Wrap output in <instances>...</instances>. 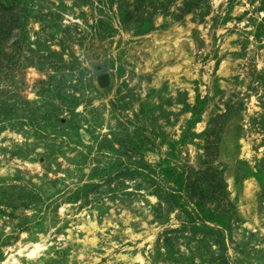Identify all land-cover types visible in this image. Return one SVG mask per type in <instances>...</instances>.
<instances>
[{"label": "rangeland", "instance_id": "rangeland-1", "mask_svg": "<svg viewBox=\"0 0 264 264\" xmlns=\"http://www.w3.org/2000/svg\"><path fill=\"white\" fill-rule=\"evenodd\" d=\"M135 257L264 264V0H0V264Z\"/></svg>", "mask_w": 264, "mask_h": 264}, {"label": "bare ground", "instance_id": "bare-ground-1", "mask_svg": "<svg viewBox=\"0 0 264 264\" xmlns=\"http://www.w3.org/2000/svg\"><path fill=\"white\" fill-rule=\"evenodd\" d=\"M252 185V183H249V186H251ZM248 186V187H249ZM94 243H95V241H94ZM43 245L42 244H40V243H37V244H34L33 245V248H29V254L30 255H34L36 252H37V250H39L41 247H42ZM23 246H19V252L21 253L22 251H23ZM139 260V261H138ZM136 261H138V264H144V260L142 259V258H140V257H135V258H133V263L132 264H136Z\"/></svg>", "mask_w": 264, "mask_h": 264}]
</instances>
